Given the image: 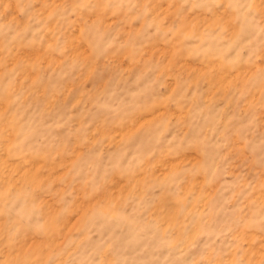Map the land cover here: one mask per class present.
I'll return each instance as SVG.
<instances>
[{
	"label": "rangeland",
	"instance_id": "obj_1",
	"mask_svg": "<svg viewBox=\"0 0 264 264\" xmlns=\"http://www.w3.org/2000/svg\"><path fill=\"white\" fill-rule=\"evenodd\" d=\"M0 264H264V0H0Z\"/></svg>",
	"mask_w": 264,
	"mask_h": 264
}]
</instances>
